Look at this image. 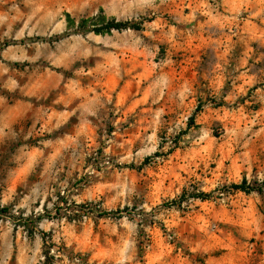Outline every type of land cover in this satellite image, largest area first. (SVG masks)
Listing matches in <instances>:
<instances>
[{
    "label": "rangeland",
    "instance_id": "rangeland-1",
    "mask_svg": "<svg viewBox=\"0 0 264 264\" xmlns=\"http://www.w3.org/2000/svg\"><path fill=\"white\" fill-rule=\"evenodd\" d=\"M0 264H264V0H0Z\"/></svg>",
    "mask_w": 264,
    "mask_h": 264
},
{
    "label": "trees",
    "instance_id": "trees-1",
    "mask_svg": "<svg viewBox=\"0 0 264 264\" xmlns=\"http://www.w3.org/2000/svg\"><path fill=\"white\" fill-rule=\"evenodd\" d=\"M128 25L127 23H124V22H115V23H107L105 25V28L107 29H118V30H121V29H124V28H127ZM231 188L234 189V190H240V191H243V192H246V193H250L252 191H262L263 188L261 186H251L247 183V181H243L241 184H232L231 185ZM199 198L205 200V199H208L210 197V194L209 193H200L198 195Z\"/></svg>",
    "mask_w": 264,
    "mask_h": 264
}]
</instances>
